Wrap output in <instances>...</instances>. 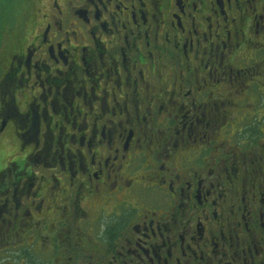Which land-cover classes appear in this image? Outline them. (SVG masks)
<instances>
[{"label":"flooded vegetation","instance_id":"af4514ba","mask_svg":"<svg viewBox=\"0 0 264 264\" xmlns=\"http://www.w3.org/2000/svg\"><path fill=\"white\" fill-rule=\"evenodd\" d=\"M264 0H0V264H264Z\"/></svg>","mask_w":264,"mask_h":264},{"label":"rangeland","instance_id":"374dc122","mask_svg":"<svg viewBox=\"0 0 264 264\" xmlns=\"http://www.w3.org/2000/svg\"><path fill=\"white\" fill-rule=\"evenodd\" d=\"M263 99H264V96H263Z\"/></svg>","mask_w":264,"mask_h":264}]
</instances>
